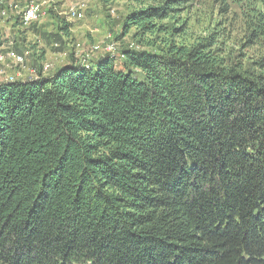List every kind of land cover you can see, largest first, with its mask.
Returning a JSON list of instances; mask_svg holds the SVG:
<instances>
[{
    "label": "trees",
    "instance_id": "1",
    "mask_svg": "<svg viewBox=\"0 0 264 264\" xmlns=\"http://www.w3.org/2000/svg\"><path fill=\"white\" fill-rule=\"evenodd\" d=\"M190 1L133 9L120 65L0 82V264H264V0H216L248 58L163 25Z\"/></svg>",
    "mask_w": 264,
    "mask_h": 264
},
{
    "label": "rangeland",
    "instance_id": "2",
    "mask_svg": "<svg viewBox=\"0 0 264 264\" xmlns=\"http://www.w3.org/2000/svg\"><path fill=\"white\" fill-rule=\"evenodd\" d=\"M30 0H21V7H25ZM43 4L42 16L24 27L20 19L16 17L13 21H0V39L3 44L0 53L3 55L0 60V82L10 77L20 78L19 73L28 70L29 74L37 75L34 66L17 64L9 54V50H15L13 42L20 37L19 44L32 49L38 58L42 57L43 65H50L44 74H50L58 66L68 64L71 56L74 59H83L89 54L90 59L100 58V53L106 51V47L113 44L116 48V63L120 65L119 52L122 47L137 46L133 35L136 28L133 26L125 33L124 19L133 10L148 5H159L164 0H35ZM80 9L84 13L81 19L70 16V9ZM18 14V13H17ZM17 16V15H16ZM231 20L219 10L216 0H193L187 2L177 12L175 20L170 18L164 20V26L173 23L184 28L188 35L205 36L209 32L219 31L223 35L219 38L222 47L227 52L242 51L246 58L254 55V49L246 48L243 40V30L239 21ZM162 33H164L162 31ZM219 34V35H220ZM56 35L63 36L58 38ZM182 37V36H180ZM22 39H24L22 41ZM62 40V41H61ZM22 41V42H21ZM13 42V43H12ZM99 46L94 51L95 46ZM17 52V51H16ZM110 55V54H109ZM28 56V55H26ZM40 56V57H39ZM29 58V57H28ZM30 64V63H29ZM92 67L97 62L90 61ZM33 69V70H32Z\"/></svg>",
    "mask_w": 264,
    "mask_h": 264
},
{
    "label": "built area",
    "instance_id": "3",
    "mask_svg": "<svg viewBox=\"0 0 264 264\" xmlns=\"http://www.w3.org/2000/svg\"><path fill=\"white\" fill-rule=\"evenodd\" d=\"M45 3V2H44ZM35 0H30L26 6L23 8L20 15V23L22 26L27 27L35 20L39 19L43 14V4ZM19 5L15 0H0V20H4L9 17L11 14L15 13ZM70 16L73 18L81 19L84 17V13L80 9H70ZM99 46L94 47V51L98 50ZM106 51L113 58V55H116L117 51L113 44L107 46ZM10 57L19 65H24L26 62L25 54L17 53L16 51H9ZM89 56V54H87ZM83 58L84 61H88L89 57ZM3 55L0 53V60H2ZM50 65H44V70H47ZM14 77H10L7 80H14Z\"/></svg>",
    "mask_w": 264,
    "mask_h": 264
},
{
    "label": "crops",
    "instance_id": "4",
    "mask_svg": "<svg viewBox=\"0 0 264 264\" xmlns=\"http://www.w3.org/2000/svg\"><path fill=\"white\" fill-rule=\"evenodd\" d=\"M20 1L21 0H15V2L19 5V7H18V9H17V11L15 12V13H13V14H11L9 17H7L6 18V20H11V21H13L15 18H16V15L18 16V18H20V15H21V12H22V10H23V8H24V6L23 7H21V5H20ZM18 13V14H17ZM5 20V19H4ZM4 20H1V21H4ZM20 38H24V37H20L19 35L17 36V39H15L13 42L15 43V50H13V49H11V50H9V51H17V53H20V54H25V57H26V62H27V66H28V68H29V66L31 65L32 66V58L30 57V54H29V50L27 51L26 49H29L28 47H24V45H22V44H19V42H20ZM24 39H22V41H23ZM21 41V42H22ZM12 42V43H13ZM26 50V51H25ZM33 51V50H32ZM103 54L104 53H100L99 55H101V56H103ZM26 55H28V56H26ZM29 57V58H28ZM99 58V57H98ZM97 58V59H98ZM95 61H96V59H95ZM30 63V64H29ZM2 65L0 64V67H1ZM57 67H59L58 65L53 69V71H55L56 70V68ZM33 70V69H32ZM52 71V72H53ZM51 72V73H52ZM50 73V74H51ZM49 74V73H48ZM19 75H21L22 77H20V78H22V79H24V78H30V77H34V76H36V75H31V74H29L28 73V70L26 69V70H24L23 72H22V74H21V72L19 73Z\"/></svg>",
    "mask_w": 264,
    "mask_h": 264
},
{
    "label": "bare ground",
    "instance_id": "5",
    "mask_svg": "<svg viewBox=\"0 0 264 264\" xmlns=\"http://www.w3.org/2000/svg\"><path fill=\"white\" fill-rule=\"evenodd\" d=\"M105 55V54H104Z\"/></svg>",
    "mask_w": 264,
    "mask_h": 264
}]
</instances>
